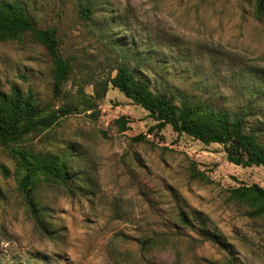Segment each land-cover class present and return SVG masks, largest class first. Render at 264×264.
<instances>
[{"label":"rangeland","instance_id":"374dc122","mask_svg":"<svg viewBox=\"0 0 264 264\" xmlns=\"http://www.w3.org/2000/svg\"><path fill=\"white\" fill-rule=\"evenodd\" d=\"M17 1L36 28H56L72 71L55 93L49 55L25 34L0 42V87L73 110L19 145L64 157L72 180L39 184L38 223L20 190L24 171L0 147V264H264V216L247 217V206L229 198L242 185L264 189L262 167L232 165L222 146L170 126L151 130L148 112L111 86L93 108L81 105L126 65L153 89L177 87L230 111L247 106L252 123L264 122L257 0Z\"/></svg>","mask_w":264,"mask_h":264},{"label":"trees","instance_id":"16d2710c","mask_svg":"<svg viewBox=\"0 0 264 264\" xmlns=\"http://www.w3.org/2000/svg\"><path fill=\"white\" fill-rule=\"evenodd\" d=\"M255 7V18L260 20L264 16V0H257ZM82 10V15L89 18L90 8ZM31 18L22 2L0 0V42H20L25 34H29L34 42L41 44L51 60L53 88L57 93L69 79L71 62L60 55L56 28H36ZM115 70L113 77L96 83L92 97H81V105L93 108V99L101 98L111 86L148 112L155 122L151 130L160 131L170 126L177 135L190 136L205 145L222 146L227 162L232 165L264 169V122L252 123L250 117L254 113L247 106L232 111L221 109L211 101L193 100L177 87L168 91L153 89L141 79L136 69L126 65H119ZM71 113L73 110L68 107L56 110L48 106L39 107L31 92L24 94L16 85L11 86L9 93L0 87V147L6 148L24 171L20 190L38 223L39 211L32 196L39 184L48 182L65 186L72 177L64 157L34 155L19 145L29 135L50 129ZM115 123L119 130L125 131L124 118L117 119ZM135 141H145V136L139 135ZM229 198L247 206V217L264 216L262 187L242 185L230 189ZM182 222H186L184 216Z\"/></svg>","mask_w":264,"mask_h":264}]
</instances>
